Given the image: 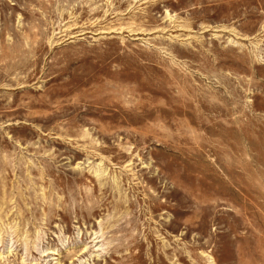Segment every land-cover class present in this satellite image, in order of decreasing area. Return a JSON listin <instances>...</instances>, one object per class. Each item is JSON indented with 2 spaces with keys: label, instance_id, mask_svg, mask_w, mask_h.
Returning <instances> with one entry per match:
<instances>
[{
  "label": "rangeland",
  "instance_id": "obj_1",
  "mask_svg": "<svg viewBox=\"0 0 264 264\" xmlns=\"http://www.w3.org/2000/svg\"><path fill=\"white\" fill-rule=\"evenodd\" d=\"M83 252L264 264V0H0V264Z\"/></svg>",
  "mask_w": 264,
  "mask_h": 264
},
{
  "label": "bare ground",
  "instance_id": "obj_2",
  "mask_svg": "<svg viewBox=\"0 0 264 264\" xmlns=\"http://www.w3.org/2000/svg\"><path fill=\"white\" fill-rule=\"evenodd\" d=\"M86 253H87V252H83V253H81V255L78 257V259H76V260H74V261L72 260L73 262H71L70 264H76L77 261H82V260L84 259V258L82 259V257L85 256V255H87ZM81 259H82V260H81ZM52 260H53V259H52ZM46 261H47V260H46ZM57 264H59V263L57 262ZM60 264H63V263L61 262Z\"/></svg>",
  "mask_w": 264,
  "mask_h": 264
}]
</instances>
